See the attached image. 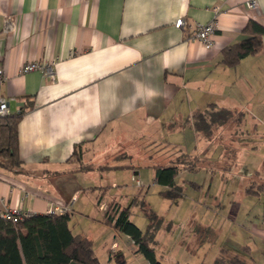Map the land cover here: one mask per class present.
<instances>
[{"label":"crops","instance_id":"crops-1","mask_svg":"<svg viewBox=\"0 0 264 264\" xmlns=\"http://www.w3.org/2000/svg\"><path fill=\"white\" fill-rule=\"evenodd\" d=\"M180 19L184 24L177 28ZM214 21V46L207 50L195 38L196 27ZM250 21L264 26V0H0L1 94L10 114L23 112L17 136L22 171L0 166V209L21 205L47 214L57 202L68 204L89 190L99 192L97 206L105 216L109 204L122 203L107 204L106 190L89 174L100 173L101 183L120 170L141 175L121 164L128 158L116 159L120 152L132 157L133 148L150 146L159 154L165 147L188 154L185 144H166V136L197 138L191 116L213 104L244 111L253 103L263 114L264 38L258 56L235 68L220 64L222 50L245 39L242 30ZM29 63L51 67L53 76L22 74ZM76 150L94 171H78ZM155 166H149L153 183ZM236 171L221 172L227 187L235 182L237 189L226 188L228 207L218 199L217 208L239 214L228 220L237 229L219 244L216 257L220 247L247 246L256 264H264V196L246 194L250 184H264V176L255 168ZM136 180L141 198L144 185ZM200 229L203 241L217 237L210 227ZM119 249L114 238L110 255Z\"/></svg>","mask_w":264,"mask_h":264},{"label":"rangeland","instance_id":"rangeland-1","mask_svg":"<svg viewBox=\"0 0 264 264\" xmlns=\"http://www.w3.org/2000/svg\"><path fill=\"white\" fill-rule=\"evenodd\" d=\"M252 104L248 106V110L242 111L246 115L242 124H231L217 130L213 142L207 141L208 139L201 135L193 140L189 136L178 140L166 136V144H185L187 147L183 149L184 152L200 159L197 172L183 170L176 178V184L183 187L184 192L177 202L173 203L164 197L163 187L153 183L152 169L149 168L151 165H167L170 159L177 160L181 154L174 153L173 148L165 147L164 154H159L154 147L148 146L145 150L143 146L133 148L132 157L123 152L115 156L118 160L128 158L121 161V164L134 166L138 172L141 171L140 176H133L132 171L128 175L126 171L120 170L116 174H110V179L101 183L100 173L89 174L96 177V186L106 190L104 200L107 204L119 200L129 207L134 196L138 194V186H141L136 179L142 182L144 186L141 199H144V203L132 207L130 217L144 233H147L152 225H161L153 245L161 264H212L219 244L237 229V226L229 221L231 216L235 218L234 215L237 214V218L239 213L227 208L220 211L217 208L220 204L218 199L228 207V203L224 201L227 197L226 188L234 192L237 189L235 182H230L227 187L221 169L230 167L239 172L241 169L252 171L255 168L262 177L264 176V113L258 114L257 106ZM208 161L214 163L215 173L208 168ZM132 178L135 182L131 181ZM98 193L80 191V208L75 205L77 201L71 206L75 213L70 219V227L93 241L95 255L102 264H118L119 255L123 256L125 264H147L142 254L134 253L136 246L131 239L126 235L116 234L113 228L103 223L104 213L97 206ZM154 213L156 217L152 218ZM196 222L200 226L210 227L209 232H216L217 237L203 241L200 238V226L193 227ZM236 223L235 219L234 224ZM114 238L120 244V249L110 255Z\"/></svg>","mask_w":264,"mask_h":264},{"label":"trees","instance_id":"trees-1","mask_svg":"<svg viewBox=\"0 0 264 264\" xmlns=\"http://www.w3.org/2000/svg\"><path fill=\"white\" fill-rule=\"evenodd\" d=\"M245 39L234 43L222 50L221 65L235 68L247 57L258 56L263 49L264 26L250 21L242 30ZM23 112L9 114L0 118V166L12 171L21 172L23 162L20 161V149L18 136V124ZM192 118L194 130L197 135L212 141L214 133L227 125L242 124L246 119L244 112L221 108L216 104L208 106L204 110L196 111ZM76 161L79 162L78 171L91 172L94 165L83 162L82 153L74 152ZM169 165L155 166V183L166 190L164 197L173 203L179 201L184 192L183 187L176 184V179L182 170L197 172L200 159L197 156L181 154L176 159L169 160ZM213 162H209L210 171L215 173ZM103 166L98 170L109 169ZM232 168H223L221 172L225 176ZM248 196H264V184L252 183L246 187ZM139 196L133 198L129 207H122L118 203L108 205L104 222L116 232L128 236L137 250L136 254H142L147 264H161L157 258L154 244L160 230L159 226H151L144 233L131 220V209L137 204L144 203ZM155 213L152 218H155ZM70 214H31L18 223L0 219V264H102L94 250L93 241L83 235H75L70 229ZM30 241L33 245H30ZM32 246L34 251L32 250ZM219 254L212 264H256L250 256V249L220 247ZM119 263L125 264L123 256L119 255Z\"/></svg>","mask_w":264,"mask_h":264},{"label":"built area","instance_id":"built-area-1","mask_svg":"<svg viewBox=\"0 0 264 264\" xmlns=\"http://www.w3.org/2000/svg\"><path fill=\"white\" fill-rule=\"evenodd\" d=\"M255 2L251 1L249 3V6L254 7ZM7 27L6 30L10 31L13 27V21L12 18L7 19ZM184 22L180 19L177 22L176 27L180 28ZM217 30V24L216 22H209V24H199L196 27V32H195V38L197 41H200L201 44L207 49L210 50L214 44H213V36L215 35V31ZM33 71H42L44 72L46 76H53V70L51 67H46L38 63H29L25 65L21 72L22 74H27ZM4 74L2 71H0V88H2L4 82H5V77H3ZM2 94H1V89H0V118H4L8 116L10 113V107H9V101H7ZM79 195L74 194L73 199L70 201V203L65 204L62 202H57L55 205L51 207L49 210L48 214H58L63 215V214H71L72 212V205L74 204L75 201H77ZM32 213L24 208H22L21 205H13L11 208H5V209H0V219L8 221V222H13V223H18V221H22L24 218L30 216Z\"/></svg>","mask_w":264,"mask_h":264}]
</instances>
